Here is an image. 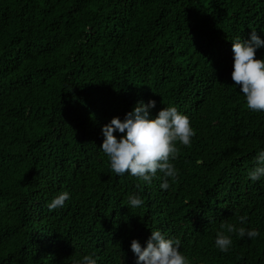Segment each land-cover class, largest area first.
<instances>
[{
    "label": "trees",
    "instance_id": "trees-1",
    "mask_svg": "<svg viewBox=\"0 0 264 264\" xmlns=\"http://www.w3.org/2000/svg\"><path fill=\"white\" fill-rule=\"evenodd\" d=\"M252 31L264 39V0H0V264H136L131 241L155 229L191 264H264V179L247 178L264 112L231 78L232 41ZM149 100L196 130L166 191L159 172L117 176L99 149L104 125ZM223 221L260 235L221 252Z\"/></svg>",
    "mask_w": 264,
    "mask_h": 264
},
{
    "label": "clouds",
    "instance_id": "clouds-1",
    "mask_svg": "<svg viewBox=\"0 0 264 264\" xmlns=\"http://www.w3.org/2000/svg\"><path fill=\"white\" fill-rule=\"evenodd\" d=\"M264 49V39L252 31L250 39L236 37L232 41L233 71L231 78L235 87L244 95L246 106L253 112H264V59H257V50ZM157 107L155 100L147 103L139 101L126 113L123 119L113 117L102 127L103 142L99 148L108 158L110 169L117 176L128 174L151 185L153 178L160 175V188L168 190L179 175L175 161L180 156V146L191 147L196 130L186 114L175 106L162 108L153 118L151 110ZM119 134V135H117ZM201 161L197 160L196 164ZM255 166L247 173L252 182L264 179V149L254 157ZM71 199L68 191H62L47 203V208L55 210L65 206ZM143 199L136 194L127 197V207L143 205ZM240 225L247 222L246 216L239 217ZM255 240L259 231L230 222H221L217 231L215 246L221 252H228L233 245L232 236ZM180 239L168 236L159 229L151 230V235L142 247L137 239L130 244L137 257L136 264H191L181 251ZM73 264H98L95 253L83 255Z\"/></svg>",
    "mask_w": 264,
    "mask_h": 264
}]
</instances>
